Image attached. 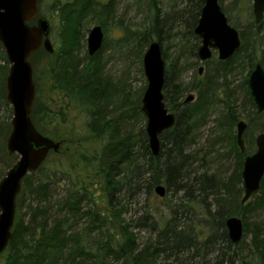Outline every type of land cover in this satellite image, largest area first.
Instances as JSON below:
<instances>
[{
	"label": "rangeland",
	"instance_id": "rangeland-1",
	"mask_svg": "<svg viewBox=\"0 0 264 264\" xmlns=\"http://www.w3.org/2000/svg\"><path fill=\"white\" fill-rule=\"evenodd\" d=\"M82 1L46 0L39 8L38 18H45L51 23L49 39L56 54L50 55L41 48L31 57L36 83L35 112L44 132L53 136V139L59 137L60 140H66L62 153L51 154L48 164L52 167L61 166L64 171L68 166H74V177L80 182L88 181L92 176L89 174L92 171L91 162L98 153L105 151L109 139L117 135L116 131L124 135L128 130H134L143 136V144L138 143L135 148L140 158L134 169L129 170L125 176L115 178L117 190L108 189L105 173L102 175L107 209L109 207L113 211L108 217L114 221L119 236L124 240L128 236L133 237L141 250L156 239L159 233L156 222L164 227L173 221L172 208L177 210L175 220L179 226L191 221L196 228H200L199 222L212 226L217 187L226 192L231 181L233 186L241 187L236 182L240 172L239 160L232 151L230 140L234 133L237 141V126L230 133L225 126L224 116L233 111L238 117V123L245 121L247 124L249 118H253L254 112L248 103L245 87L249 72L237 67L236 70L217 76L214 75L215 64L208 62L204 65L195 57L193 52L197 53L201 44L194 33L201 0H95L101 6H93L83 15L73 13L71 24L65 22L64 15ZM221 5L231 25L240 33H245L248 46L251 50L255 49L259 57L264 52V20L258 28L253 14V0H221ZM96 26H102L105 33L104 45L97 56L101 67L99 80L105 84L108 82L109 87L115 91L114 94L108 92V96L111 94L109 101L106 93L105 100L97 105L100 116L107 121L108 126V131L100 135L95 133L99 126V116L93 120L89 113L94 110L90 107V98L76 94L74 91L78 88L71 85L70 81L65 83V91L73 92L68 97L51 78L53 68L59 70V74L62 71L65 74L70 72L74 78L79 76L83 82L88 79L83 74L89 57L87 41L89 33ZM132 30H140L148 36L134 37L130 33ZM153 42L159 43L165 63L164 103L168 113L176 116V123L169 130L176 127L178 115L187 106L200 99L201 104L204 102L199 121L191 129H185L189 137L183 144L185 155L180 158L179 152L170 153L172 146L162 138L169 130L160 136L161 149L158 156L153 155L150 147L151 155L144 150L143 130L146 132L147 117L141 108L148 86L144 57ZM65 51L71 53L66 56ZM7 66L10 69V63ZM204 66L206 73L202 75L199 70ZM6 78L3 81L5 88ZM189 96H193L194 101L187 104ZM83 104L86 107H82ZM8 108L2 107L1 122L7 120ZM116 122L119 128L114 127ZM263 129L259 130L256 124H252L245 131V143L254 141L255 151L256 138ZM163 146L166 148L162 149ZM174 162L178 164L177 174H173L171 180L155 173V169H164L167 164L169 166ZM4 166L5 163L0 164V172L4 173ZM103 167V172L107 171L105 157ZM154 177L159 178V185L166 188L165 197L155 192L159 185L151 192L150 184ZM63 179L65 187L55 190L56 195L61 197L65 194L64 188H69L67 179ZM32 200V196L27 197L26 207ZM247 220L250 231L244 240L246 247L238 256H234L235 264H240L243 258L256 262L250 256L257 229L262 231L264 238V209L252 214ZM200 247L178 256H162L157 259V263L213 264V250L209 245L206 248ZM199 248L200 252H197ZM108 264L124 262L110 259Z\"/></svg>",
	"mask_w": 264,
	"mask_h": 264
},
{
	"label": "trees",
	"instance_id": "trees-1",
	"mask_svg": "<svg viewBox=\"0 0 264 264\" xmlns=\"http://www.w3.org/2000/svg\"><path fill=\"white\" fill-rule=\"evenodd\" d=\"M204 1L201 0L199 17ZM96 5L101 6L95 0H83L78 6L72 8L64 15V21L71 24V14L83 15ZM102 6L105 7L104 5ZM35 23V21L31 22L30 25H35ZM258 28H260L259 25ZM130 33L134 37L145 38L148 36L147 33H142L140 30H132ZM240 34L243 45L229 61H212L215 64L214 75L220 76L234 69L236 70L237 67L248 71L250 75L258 63H261L264 67V52L259 54L258 57V52L255 49L251 50L248 46L245 33ZM70 53L71 51H65L66 56ZM193 53L196 57V51ZM97 56L88 57L87 59L88 63L83 70V74L88 77L85 82L79 76L74 78L70 72L65 74L61 71V74H59V70L55 71L53 68L51 69V78L64 93L66 92L65 83L70 81L71 85L78 88L77 91H74L76 94L90 98V107L94 110L89 111V113L93 120L96 119L95 116H99V126L95 133L100 135L108 131V126L107 121L100 116L97 105L105 100L106 93L107 101H109L111 94L108 96V92L110 91L114 94L115 91L112 90V87H109L108 82L105 84L99 80L101 67ZM0 63H3L0 66V113L3 106L9 107L7 120L0 121V164L5 163L6 165L4 166V173L0 172L1 182L6 173L18 161V156L10 155L6 149V138L11 132L13 111L6 100L7 91L3 81L9 73L7 66L9 62L1 44ZM245 87L248 103L254 112L253 118H249L248 127L256 124L259 130L263 129L264 113L259 114L257 111L249 89L248 79L245 82ZM66 93L70 97L73 92L69 91ZM98 93L100 94L98 95ZM201 102L202 100L200 99L187 106L178 115L176 127L162 136L163 140L168 141V144L173 148L170 153L171 151L179 152V158L185 155L183 154V151H185L183 144L185 140L187 141L186 138L189 137L185 129H191L199 121L200 113L204 106V102L202 104ZM35 107H37L36 102L33 108V121L36 127L44 135L53 138V136L48 135L40 128ZM82 107L86 106L83 104ZM224 117H226L224 119L225 126L228 127L230 133H233L232 131H234L238 123L237 115L233 111H229ZM114 127L119 128L118 122L115 123ZM101 128L102 130H100ZM116 132L117 135L109 139L105 151L98 153L94 161L91 162L93 164L91 165L92 171H89V174H92L89 178L90 181L89 179L82 182L77 180L74 177V166H68L66 171L61 166L52 167L51 164H48L49 158L37 172L26 177L17 201V216L13 238L6 252L0 256V264H108L110 259L123 261L124 264H158L157 259L162 256H178L197 246L206 248L208 245L213 250V264H235V257L246 247L244 240L250 231V224L247 218L264 209V180L260 194L247 204H241L244 192L242 182L244 160L246 156L253 154L255 151L253 147L254 141L246 143L245 151L242 152L235 139V134L233 133L230 137L232 151L239 160L238 169L240 172L236 182L241 187L233 186L232 181L226 188L228 190L226 192H223L222 188L217 187L212 226L199 222L201 224L200 228H196L191 221L189 224L183 223L184 228L181 225L180 228L175 220V215L178 216L177 210L172 208L173 221L164 227L161 223L156 222L155 225L158 227L157 231L159 232L156 239L139 250V246L133 237L128 236L124 240L119 236L114 221L108 217V214H113V211H111L112 208L109 209L108 207L107 209L102 175L105 173L107 188L117 190L118 185H116L117 183L114 180L116 177L125 176L129 170L132 171L134 169V165L138 163L140 158L135 148L138 143L143 144V138H141V133L137 134L134 130H128L124 135H120L119 131ZM143 135H145L144 150L146 154L151 155L145 130H143ZM56 139L60 140L59 137ZM163 148H166V146H163ZM103 157L107 161V171L105 172H103ZM177 165L175 162L169 164V166L167 164L164 169H155V173L165 175L171 180V176L177 174ZM63 177L67 179L69 188H64L65 194L61 197L56 195L55 190L58 187L62 189L65 187L62 184L64 181ZM159 183V178L154 177L152 184H150L151 192ZM29 196H32L33 200L26 207V199ZM24 209H27V211L24 212ZM232 216H238L244 223V239L237 246L230 241L226 228V220ZM80 226L81 228L77 229ZM153 228L155 231L156 228ZM252 246L253 251H251L252 256L250 257L256 262H250L247 261V258H243L240 264H264V238L260 229L256 231ZM200 248L197 249V252H200Z\"/></svg>",
	"mask_w": 264,
	"mask_h": 264
},
{
	"label": "water",
	"instance_id": "water-1",
	"mask_svg": "<svg viewBox=\"0 0 264 264\" xmlns=\"http://www.w3.org/2000/svg\"><path fill=\"white\" fill-rule=\"evenodd\" d=\"M44 0H0V44L10 63L6 78V100L12 108L11 132L6 149L10 155H17L18 161L0 182V256L9 247L17 216V201L23 181L37 172L51 154H61L66 140H57L44 135L33 121L36 100V83L31 57L43 48L53 55L55 49L49 37L51 23L38 18L40 5ZM256 24L264 18V0H253ZM35 25H30L31 22ZM194 33L200 39L198 58L208 61L213 52L218 59L229 61L242 47L240 32L234 28L223 11L219 0H205ZM105 41L102 26H96L89 33L88 55L99 52ZM144 69L148 86L142 100L141 111L147 117V136L154 156L160 153V136L176 123V116L169 114L164 103L165 63L159 43L153 42L144 57ZM203 74V67L199 70ZM249 89L259 114L264 113V67L258 63L249 75ZM194 101L189 96L186 103ZM248 124H237V144L244 152V139ZM244 192L241 204L251 201L261 190L264 180V129L256 138L255 153L246 156L242 171ZM155 192L165 197L166 188L159 185ZM230 241L239 245L244 239V223L238 216L226 220Z\"/></svg>",
	"mask_w": 264,
	"mask_h": 264
},
{
	"label": "flooded vegetation",
	"instance_id": "flooded-vegetation-1",
	"mask_svg": "<svg viewBox=\"0 0 264 264\" xmlns=\"http://www.w3.org/2000/svg\"><path fill=\"white\" fill-rule=\"evenodd\" d=\"M46 0H44V2H45ZM43 2V3H44ZM219 3H220V5H221V0H219ZM221 7H222V5H221ZM222 9H223V7H222ZM224 11V10H223ZM253 14H254V10H253ZM228 18V17H227ZM229 20V19H228ZM263 20H264V18H263ZM263 20H262V22H263ZM262 22H261V24H262ZM230 23V22H229ZM261 24H259V25H261ZM242 39V38H241ZM105 42V41H104ZM200 43H201V41H200ZM104 45V44H103ZM101 51V50H100ZM100 51L99 52H97L95 55H93V56H89V57H95V56H97L99 53H100ZM215 53H217V52H213L212 53V57L208 60V61H206V62H202V64H208V62H212L213 60H216V61H220L219 59H218V53H217V57H215ZM197 57H198V51H197ZM220 62H223V61H220ZM206 73V66H204L203 67V74L202 75H204Z\"/></svg>",
	"mask_w": 264,
	"mask_h": 264
}]
</instances>
